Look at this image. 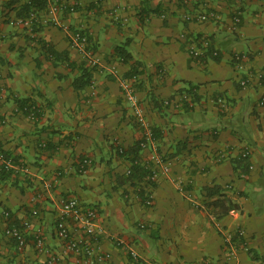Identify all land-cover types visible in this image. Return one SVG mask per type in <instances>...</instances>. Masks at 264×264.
<instances>
[{
	"label": "crops",
	"instance_id": "obj_1",
	"mask_svg": "<svg viewBox=\"0 0 264 264\" xmlns=\"http://www.w3.org/2000/svg\"><path fill=\"white\" fill-rule=\"evenodd\" d=\"M7 2L0 0V116L7 120L0 123V152L19 170L17 179L0 180V264H49L52 257L53 264H89L56 238L57 212L71 199L98 211L97 237H79L111 256L103 264H131L132 251L152 264H229L222 230L239 229L249 252L235 264H264V0H69L76 11L59 16L69 32L42 23L46 12L34 16L36 31L18 25L20 3ZM199 16L209 19L198 22ZM75 31L90 36L100 62L82 91L74 87L84 62L71 44ZM203 40L206 55L192 58L190 49ZM125 45L127 62L116 54ZM235 53L249 57L243 72L234 68ZM134 68L137 97L155 130L142 157L157 150L171 160L150 208L136 186L123 182L130 162L117 151H130L144 136L119 83ZM246 75L254 82L242 88ZM188 86L196 88L191 107L165 105ZM19 100L39 115L29 118ZM244 149L246 178L235 168ZM222 152L226 158L218 162ZM86 158L92 166L79 174ZM24 222L32 229L21 251L5 230ZM37 229L49 255L35 248Z\"/></svg>",
	"mask_w": 264,
	"mask_h": 264
},
{
	"label": "built area",
	"instance_id": "obj_2",
	"mask_svg": "<svg viewBox=\"0 0 264 264\" xmlns=\"http://www.w3.org/2000/svg\"><path fill=\"white\" fill-rule=\"evenodd\" d=\"M46 2V16L42 23L49 24L55 28L69 32L70 29L63 25L59 16L63 12L73 14L76 11V8L70 5L69 0H46ZM211 17L216 18V15L213 14ZM34 18V16H31L25 20L20 19L17 21V24L31 27L35 22ZM189 19L193 20L191 17ZM208 19L209 16H199L196 21L205 22ZM239 21V17L236 18V23ZM70 40L72 46L78 51L82 52L85 64L89 68L97 69V67L100 65V62L91 49L92 46L90 36H87L80 31H75L71 34ZM209 47V41L203 40L200 42V46H194L190 49L189 55L192 58L201 59L206 55ZM212 56L213 58H218L220 56L219 51H212ZM248 59L249 57L247 54L235 53L232 56L234 68L238 72H243L246 64L248 63ZM111 72L112 74L117 75L116 69H112ZM136 82L137 78L135 76L131 79H119L122 95L129 104L135 122L137 123L140 130L144 133L143 138L140 140V145L142 149L145 150L151 146L150 144H154L155 136L153 130H151L147 125L144 109L137 97V91L134 87ZM238 82L242 88H248L253 84L254 78L250 77V75H246L242 76ZM184 102L190 103L191 96L188 94L182 95L177 100L165 102V105L173 106L176 109H181ZM259 106L264 107V97H262L260 100ZM35 112H30V114H28L29 118L35 119ZM0 123L5 125L7 123L6 118H2L0 116ZM124 150V148L118 146L117 151L119 155H123ZM240 157L248 161L250 158V151L248 149L242 150ZM225 158L226 156L222 152L221 154H218L217 161L220 162ZM146 162L150 168V175L147 180L148 182L156 185L160 178L170 176L171 160L166 158V156L159 154L157 150H153V154L147 159ZM0 164L1 169L7 172L17 173V170H19V166L16 165V162L13 160V158L4 154L3 152H0ZM91 166L92 162L88 158L80 161L78 163V173H86ZM127 174H130L129 170ZM241 177L246 178V175L242 174ZM179 188L180 191H184L182 183L179 184ZM231 188L232 187L230 185L227 186V189ZM152 191V188L148 189V196L144 202V205L148 208L152 207L154 204ZM33 215L37 217L38 212H33ZM57 215L58 216L55 224L56 238L68 252L81 255L89 262V264H103L104 262L111 260V256L109 254H101L98 252L94 242L90 240L83 241L79 237V234L86 235L89 238L97 237L99 214L95 208L82 207L77 199H71L68 202L62 204L61 208L57 212ZM4 217L9 218L10 213L7 211L4 212ZM70 221L73 223V227L70 225ZM141 228L144 229L145 226H141ZM31 229V224L29 222H24L20 227L8 226V228L5 230V234L8 238L14 240L18 249L22 251L25 249L28 243L27 231H31ZM222 233L224 241L223 252L226 262L229 264H235L240 252H249V247L246 244V232L244 229H239L236 233L226 230H222ZM33 238L37 252L40 254L49 255L43 230L37 229L34 231ZM56 261V258L52 257L49 264H53ZM130 261L131 264H152L143 260L142 257L134 251L130 252Z\"/></svg>",
	"mask_w": 264,
	"mask_h": 264
},
{
	"label": "trees",
	"instance_id": "obj_3",
	"mask_svg": "<svg viewBox=\"0 0 264 264\" xmlns=\"http://www.w3.org/2000/svg\"><path fill=\"white\" fill-rule=\"evenodd\" d=\"M23 0H8V6H13L14 4H19L20 3V8L18 10L17 16L20 19H27L30 18L31 16H35L38 13L41 12H45L46 7H47V2L46 0H28L26 2H22ZM36 17H38L36 15ZM35 19V18H34ZM39 24L37 23H33L32 25V31H36L37 28H39L40 26H38ZM83 34L89 36L87 33L82 32ZM91 41V39H90ZM126 45L122 46V47H118L116 49V54L117 56L122 59L124 62H127L128 60L131 59V56H129V54L127 53L126 50ZM92 49V47H91ZM53 56L58 55L55 52H52ZM64 56V60L66 59V54L62 55ZM1 59V58H0ZM69 66L72 68V70H74L76 68V66H73L71 64H69ZM77 69L80 72V76L78 78H76L74 80V87L77 91H82L84 90L86 87H89L92 85L93 83V73L95 71L96 68H89L88 66H86L85 62H82L81 65H79L77 67ZM138 74V70L137 68L132 69V71L127 75L128 78H131L135 75ZM262 83L264 84V80L262 81ZM195 87H191L188 86L187 89L185 90L184 93L181 94L182 95H190L191 98L195 97L193 94H195ZM194 100H191L190 103L184 102L182 109L186 108V107H191V104H193ZM18 106L20 107L21 110H23V112L28 115L30 114V112H35L36 110H33V104L30 105V103H28L27 100H19L17 101ZM36 115H39V113L36 111L35 112ZM154 132V136H155V130H153ZM141 142H137L136 145L131 148L130 151H126L124 150V154L120 155L121 157H126L127 160L130 162V174H126L123 182L126 183H130L133 186H136V191L137 194L139 195L140 199L142 200V203L144 204L145 199L148 196V189L155 188V184L148 182V177L150 175V168L148 166V163L143 159L142 157V147H141ZM248 161L242 159L241 157H239V161L236 164V170H240L241 171V175L245 174L249 168L248 166ZM18 178V174L15 172H7L5 170H2L0 173V180L4 181V180H9V179H17ZM234 207H227V212H230L231 210H233Z\"/></svg>",
	"mask_w": 264,
	"mask_h": 264
}]
</instances>
